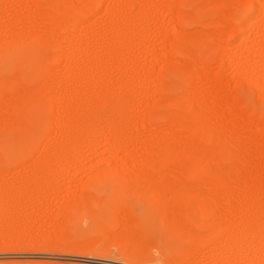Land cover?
Masks as SVG:
<instances>
[{"label":"rangeland","instance_id":"1","mask_svg":"<svg viewBox=\"0 0 264 264\" xmlns=\"http://www.w3.org/2000/svg\"><path fill=\"white\" fill-rule=\"evenodd\" d=\"M262 2L0 0V264H264ZM74 11L79 25L56 28ZM103 108L117 111L115 125L104 118L88 132L82 118ZM187 114L195 133L173 125ZM216 145L215 157L196 161ZM159 146L169 166L186 162L192 182L213 171L212 184L231 175L251 187L248 205L243 191L214 203L211 189L204 202L193 188L179 193L182 225L170 188L127 182ZM231 163L240 171L229 173ZM83 194L91 204L70 211ZM250 198L260 200L253 228ZM231 210L235 242L211 226L213 211Z\"/></svg>","mask_w":264,"mask_h":264},{"label":"bare ground","instance_id":"2","mask_svg":"<svg viewBox=\"0 0 264 264\" xmlns=\"http://www.w3.org/2000/svg\"><path fill=\"white\" fill-rule=\"evenodd\" d=\"M37 1V0H36ZM50 1V0H49ZM67 1H69V0H67ZM88 1V0H87ZM86 0H85V2H87ZM102 2V1H101ZM38 3V2H37ZM89 3V5H88V7H87V12L88 13H94L95 12V9H96V4H93V3H91V2H88ZM263 4H262V8L261 9H263L262 11H264V0H263V2H262ZM121 2L120 3H118L117 4V7H119V5H120V7H121ZM130 5V4H129ZM116 7V8H117ZM130 7V6H129ZM177 7H178V4H177ZM126 8V7H125ZM43 9V8H42ZM45 9H47V8H45ZM129 9V8H128ZM179 9V8H178ZM39 10V9H38ZM48 10V9H47ZM76 11H77V8L75 9ZM80 10V9H79ZM36 11V10H35ZM73 11V10H72ZM76 11H74L75 12V16H74V19L73 20H71V21H68L67 19H70V18H64V16H63V18H61V19H59L58 18V21H57V27L56 28H62V29H67V28H69V30H70V28H73L74 29V27H76V24L81 20V18H82V16L81 17H79V15H77V13H76ZM128 11V10H127ZM41 12V11H40ZM49 12V11H48ZM51 12V11H50ZM182 12H184L185 13V11H182ZM180 13L179 12V15H181V16H183L184 15V13ZM42 14H41V16L42 17H47V15H48V13L46 12V11H43V12H41ZM178 14V13H177ZM60 16V15H59ZM58 16V17H59ZM62 17V16H61ZM68 17V16H67ZM185 17V16H184ZM50 18V17H49ZM23 19V18H22ZM45 19V18H44ZM66 19V20H65ZM72 19V18H71ZM178 19V18H177ZM253 19V18H252ZM48 20V19H47ZM83 20V19H82ZM84 21V20H83ZM245 21H246V19H245ZM247 21H248V19H247ZM179 22V21H178ZM251 23H252V21H251ZM78 25H79V23H78ZM179 25V24H178ZM241 25V24H240ZM250 24H248L247 23V25H244L243 27H242V29L243 30H246L247 28H248V26H249ZM70 31H72V30H70ZM177 34V33H176ZM179 37V36H178ZM175 38V37H174ZM5 41V40H4ZM8 44V43H7ZM47 44V43H46ZM182 44V43H181ZM3 45V44H2ZM183 45V44H182ZM4 46V45H3ZM54 46V45H53ZM6 47V46H5ZM184 47H185V45H184ZM184 47H182V49H184ZM190 48V47H189ZM189 48H188V51L190 52V50H192V49H190L189 50ZM11 49V48H10ZM4 51H5V49H3ZM2 50V51H3ZM184 50H186V47H185V49ZM48 51V50H47ZM49 52V51H48ZM193 52V51H192ZM191 53V52H190ZM2 54H3V52H2ZM195 55V54H194ZM192 56H193V54H192ZM1 57V56H0ZM3 57V56H2ZM198 59V58H197ZM64 60V59H63ZM260 61H262V60H260ZM190 62V61H189ZM190 63H192V62H190ZM260 63V62H259ZM192 67V66H191ZM52 69V68H51ZM192 70V69H191ZM39 77V76H38ZM7 79H8V77H7ZM261 81V80H260ZM7 82V81H6ZM125 83V82H124ZM124 85V84H123ZM126 86V85H125ZM32 90H34V88L32 89ZM42 91V90H41ZM9 93V92H8ZM110 96H111V94H110ZM109 96V97H110ZM111 98V97H110ZM122 98V97H121ZM112 99V98H111ZM119 99V98H118ZM115 100V99H114ZM178 100V99H177ZM111 101V100H110ZM172 101H174V100H172ZM185 101V100H184ZM115 103L116 102H114V105H115ZM118 103V102H117ZM118 105V104H117ZM112 108H114V109H117V107H116V105H115V107H112ZM68 109V108H67ZM114 109H111L110 110V108L109 109H107V110H105L104 108L103 109H101V110H99L98 109V112L97 113H90L89 115H87L86 114V117H84V118H82L83 119V121H85V126H86V130L89 132V131H91V129L94 127V126H96L98 123H102L101 121H103V119L104 118H106V126L107 127H109V128H112L115 124V116H116V112L117 111H115ZM211 110V109H210ZM66 111V110H65ZM152 111V110H151ZM119 112V111H118ZM155 113V112H154ZM245 114V113H244ZM259 114V113H258ZM181 115H182V113H181ZM185 117H179V118H176V122H175V124H173V125H177V127H179V128H181V127H187L188 126V128H190L191 130H189L190 131V133H195L196 131H197V129H198V127H199V125H200V123H199V121L195 118V121H194V119L193 118H191L190 119V117H193L192 115H184ZM186 116H188V117H186ZM148 117V116H147ZM77 118V117H76ZM178 119V120H177ZM198 122H197V121ZM78 121H80V120H77V122ZM82 121V120H81ZM82 121V122H83ZM76 122V123H77ZM77 124H79V123H77ZM57 128H59L58 126H57ZM178 129V128H177ZM193 131V132H192ZM175 132H176V130H175ZM178 132V131H177ZM75 134H77V133H75ZM179 134V133H178ZM65 138V137H64ZM213 138V137H212ZM220 140V139H219ZM65 142H66V140H64L61 144H65ZM214 144V143H213ZM161 145V144H160ZM65 146V145H64ZM220 146V145H219ZM4 147V146H3ZM61 147V146H60ZM160 147V149H162L163 147L162 146H159ZM57 148V147H56ZM68 148V147H67ZM219 148L220 147H217V145L215 146V147H210V148H207V149H204V150H201L200 152H198L199 154L198 155H195V156H197L195 159H196V161L197 162H206L207 161V159H211V157L213 158V155H214V157L216 156V154H214V153H216L217 151H219ZM160 149H154L152 152H150V154H148V156L146 157L147 158V160H146V163H144L145 165L140 169V170H138V169H130L131 171L129 172V173H127V174H129L128 175V177H127V182H128V185H132V186H134V185H141V186H144V187H148V188H152V189H159V187H164V188H166V189H164L165 191L167 190V188H170V191L168 192V193H170V195H172L173 193L172 192H174V195L176 196V197H173L174 195H172L171 197H173L172 199H170L171 200V205L169 204V208H170V210H171V214H172V217L174 218V219H176V220H178L180 223H182V225L184 224L185 225V222L187 221V218H188V214H184V215H182L181 216V208H180V204L181 203H179L180 202V197H179V193H191V191L190 190H193L192 192L194 193V189L193 188H195V193H194V195H195V197L199 200V201H204V202H206V200H208L206 197H207V192L206 191H204L206 188H209V189H211V191H210V193H211V198H212V201L215 203V202H218V201H225V202H229L230 200H231V197H232V194H233V191L234 190H237V192L238 191H240V193H242V191H243V193L240 195V196H238V199L237 200H239L241 203H242V205H243V203H246L247 204V202H248V200H249V196H250V194H251V198H252V193H253V191H254V189H252L251 187L249 188V187H244L243 189H242V185L241 186H239V185H236L235 183L233 184H230L231 182H229L230 181V177L229 176H231V175H229V174H227L226 176H228V177H226L227 179V182H222V181H219L220 179H215V180H217V182H215V184H212V182H214V178H215V176L214 177H211L210 175V173H212L213 171H210L209 172V174L208 175H205V177H203L201 180H199V181H197V182H192V180H190V178H189V176H190V170L188 169V167H187V164H186V162L185 161H183L182 163H180V165H177L178 167H176V165H175V167H173L174 166V164H171L170 166H169V164H170V160H169V158H168V151L167 150H165L164 148V152H165V154L163 153V149H162V151L160 150ZM167 149V148H166ZM155 150H157V151H161L160 153L159 152H156ZM215 150V151H214ZM263 151V150H262ZM167 152V153H166ZM211 153V154H210ZM211 157H210V156ZM52 158H54L53 160H54V162H58L59 161V159H60V157L62 156V153L60 152V151H56V152H54L52 155ZM207 157V158H206ZM209 157V158H208ZM262 157V156H261ZM264 157V156H263ZM206 159V160H205ZM187 160H189V159H187ZM174 162V161H173ZM172 162V163H173ZM188 162V161H187ZM208 163V162H207ZM232 164V163H231ZM241 165V164H240ZM169 166V167H168ZM172 166V167H171ZM237 166V167H236ZM171 167V168H170ZM234 168V169H232L231 170V168ZM235 168L238 170V171H240L239 170V167H238V165H235V164H232V165H230V169L229 170H231V172L230 171H228L229 173H232V171H234L235 170ZM121 169V168H120ZM248 170V169H247ZM252 171V170H251ZM116 172H117V170H116ZM154 172H155V174H154ZM204 172V171H203ZM215 172H213V174H214ZM248 175L249 174H251V172L248 170ZM246 173V174H247ZM125 174V173H124ZM248 175H247V177H248ZM217 177V176H216ZM232 177V176H231ZM230 178V179H229ZM250 178H251V176H250ZM211 179L213 180V181H211ZM229 180V181H228ZM248 180V179H247ZM39 181H40V179H39ZM246 186V185H245ZM171 188H172V190H171ZM176 190L178 193H176L175 194V192L176 191H173V190ZM198 189H201L202 190V193L201 192H197V190ZM161 190V189H160ZM172 191V192H171ZM200 191V190H199ZM204 192H206V193H204ZM257 192V191H256ZM264 192V191H263ZM172 193V194H171ZM192 193V194H193ZM198 193V194H197ZM164 194V193H163ZM197 194V195H196ZM169 195V194H168ZM239 195V194H238ZM254 195H256V194H254ZM80 196V195H79ZM161 196V195H160ZM10 197V196H9ZM9 197H7V200H8V198ZM239 197H240V199H239ZM258 197V196H257ZM31 198V197H30ZM30 198H29V201H30ZM93 199H95V200H97V202H98V199L97 198H95V197H92ZM205 198V199H204ZM250 198V199H251ZM260 198V197H259ZM258 198V199H259ZM261 198H263V197H261ZM33 199V198H32ZM31 199V200H32ZM78 200H75V201H73L72 203H70L69 204V202H68V205H71L70 207L71 208H69V210L71 209L72 210V208L74 209V208H77L76 207V205L78 204V203H81V204H84V203H86V205L87 204H91V202H92V200H91V197L89 196V195H82V196H80L79 198H77ZM161 199V198H160ZM159 199V200H160ZM258 199L257 198H253V199H251L250 201H249V203L250 202H252V200H253V202H254V205L255 206H257V209H256V211H255V215H253L252 217H248V220L245 222V225H246V227H248V228H253V227H255V222H254V220H255V218H257V216H258V209H259V207H258V204H259V206H260V200L258 201ZM264 199V198H263ZM27 200V199H26ZM94 200V202H96ZM167 200V199H166ZM236 200V201H237ZM5 200L3 199V202H4ZM11 201H13V200H11ZM33 201V200H32ZM35 201V200H34ZM238 201V202H239ZM3 202H0V203H3ZM14 202H16V200H14ZM96 202V203H97ZM167 203L169 202V201H166ZM165 202V203H166ZM253 202H252V204H253ZM6 203V202H5ZM5 203H3V204H0V205H4L5 206ZM9 202L7 201V204H8ZM11 203V202H10ZM13 203V202H12ZM96 203H94V205L96 204ZM6 204V205H7ZM22 204V201L21 202H19V203H17L16 205L18 206H20ZM240 204V203H239ZM245 204V205H246ZM9 205V204H8ZM162 205V204H161ZM165 205V204H164ZM248 205V204H247ZM16 206V207H17ZM18 206V207H19ZM89 206V205H88ZM167 206H168V204H167ZM70 210V211H71ZM210 210H211V208H210ZM168 213V212H167ZM233 213H234V211H226V212H223L222 214H219V215H217L218 213H215L214 211H213V214H212V211H211V214H212V216H213V221H212V224H211V226L214 228L215 227V229H218L219 228V226H220V228L218 229V230H220V231H223V230H225V229H227L228 230V232H229V234H230V238H231V240L233 241V242H235L236 240H237V224H236V222L234 221V220H236V218H238V217H234L233 216ZM169 214V213H168ZM127 215H129L128 213H127ZM190 216V215H189ZM230 217H232L233 219H231L232 221H231V223H221V222H224V221H221V220H217V219H222V220H224L225 218H230ZM193 219H194V217H193ZM199 219V218H198ZM207 218L205 217V220H206ZM190 220V219H189ZM196 220H197V217H196ZM208 220H210V218L208 219ZM203 222H204V220H203ZM216 223H217V225H218V227L216 226ZM220 223V224H219ZM173 224V223H172ZM215 224V225H214ZM133 225V224H132ZM181 225V226H182ZM191 225V224H190ZM203 225V224H202ZM130 226V225H129ZM192 226V225H191ZM190 227V226H189ZM206 227V226H205ZM193 228V227H192ZM194 230V229H193ZM207 230V229H206ZM211 229H209V234H210V231ZM200 232H201V230H200ZM212 232H213V230H212ZM211 232V233H212ZM204 234V233H203ZM208 233H207V235H209ZM206 235V234H205Z\"/></svg>","mask_w":264,"mask_h":264}]
</instances>
